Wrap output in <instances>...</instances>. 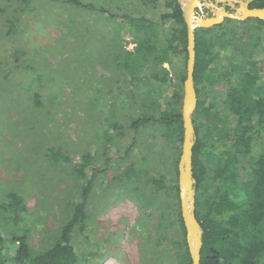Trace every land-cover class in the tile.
Returning a JSON list of instances; mask_svg holds the SVG:
<instances>
[{"label": "rangeland", "instance_id": "rangeland-1", "mask_svg": "<svg viewBox=\"0 0 264 264\" xmlns=\"http://www.w3.org/2000/svg\"><path fill=\"white\" fill-rule=\"evenodd\" d=\"M77 1L82 6L74 0H0V234L6 263L13 264L15 234L28 235L33 255L57 239L81 200L78 169L90 155L99 173L87 226L73 235L81 264H187L179 184L184 137H165L157 114L183 74L187 78L188 61L163 50L173 24L157 30L156 51L148 55L141 47L145 35L122 19L157 22L170 11L168 0L154 9L140 0ZM178 1L187 13L191 0ZM247 1L200 0L203 13L197 10L196 17L220 11L240 16ZM221 26L196 30L216 40L217 69L199 87L203 112L196 113L197 103L192 115L199 137L210 143L221 117L234 124L226 114L227 91L241 71L253 67L259 38L257 56L264 55V26L233 19ZM182 89L185 94V82ZM145 114L157 118L136 131L133 122ZM262 149L257 140L240 157V181L249 178ZM50 150L68 162L52 161ZM161 178L165 188L158 192L153 180ZM212 193L211 183L199 192ZM12 195L25 208L17 222ZM197 195L194 190L189 202L195 216Z\"/></svg>", "mask_w": 264, "mask_h": 264}, {"label": "trees", "instance_id": "trees-1", "mask_svg": "<svg viewBox=\"0 0 264 264\" xmlns=\"http://www.w3.org/2000/svg\"><path fill=\"white\" fill-rule=\"evenodd\" d=\"M29 1V0H28ZM150 9L158 8L160 0H140ZM74 4L82 6L77 0ZM166 7L170 10L161 14L157 22L145 17L123 16L124 23L132 32L143 33L141 47L148 55L156 51L152 44L157 30H163L170 24V34L163 50L176 55H185L188 61V26L185 11L178 0H168ZM250 9H264V0H254ZM104 11V10H102ZM254 20L264 26V21ZM219 27V26H217ZM220 27H222L220 25ZM210 29L200 32L208 33ZM196 31L195 87L198 94V109L203 112L204 102L199 100V87L204 85L207 74L217 69V56L212 52L215 41L207 40ZM253 55V67L245 69L236 77L227 91V113L234 118L229 125L227 119L218 120L219 127L214 140L210 143L199 137L200 128L196 127V138L193 147V178L195 180L196 218L201 228V262L200 264H264V55L260 58L258 39ZM139 54H143L138 50ZM257 58V59H256ZM147 60V59H145ZM186 80L183 74L180 88L173 87L163 109L157 114L164 130V136H176L183 142L184 122L183 104L185 94L182 89ZM200 111V112H199ZM157 117L145 114L137 118L132 126L138 131L154 121ZM195 124V120H194ZM261 140V154L252 162L249 178L240 181L238 164L240 157L251 153L254 143ZM51 160L66 161L54 150H50ZM90 155L78 169L83 180L81 200L74 206L73 214L63 226L57 239L44 252L33 255L28 243V235H14L16 244L13 251V264H81L80 248L74 243V232L84 231L87 226L86 213L88 200L94 181L99 173L92 164ZM164 179H154L158 192L165 188ZM213 185L209 197L199 194L200 190ZM179 193V187L174 188ZM178 195V194H177ZM14 221L21 218L25 211L20 197L12 195L9 203ZM183 226V221L181 220ZM6 241L0 234V264H7L4 258ZM187 254V264L192 261Z\"/></svg>", "mask_w": 264, "mask_h": 264}, {"label": "water", "instance_id": "water-1", "mask_svg": "<svg viewBox=\"0 0 264 264\" xmlns=\"http://www.w3.org/2000/svg\"><path fill=\"white\" fill-rule=\"evenodd\" d=\"M254 0H248L241 8L242 15H234L225 11H220L215 17H196L197 10L202 12L200 0H191L188 3V12L186 22L188 26V64L187 78L185 81V99L183 104V122H184V142L183 153L179 164V180L181 190V209L182 218L187 229V241L192 259V264L201 262V228L194 214V206L190 207V200L193 199L195 190V180L193 178V147L196 138L195 127L192 115L197 107L198 94L195 87L194 73L196 61V42L195 34L199 28L211 29L220 26L226 19L238 20L241 22L250 19H259L264 21V9H250L249 5ZM203 13V12H202ZM192 237L196 239L193 243Z\"/></svg>", "mask_w": 264, "mask_h": 264}, {"label": "bare ground", "instance_id": "bare-ground-1", "mask_svg": "<svg viewBox=\"0 0 264 264\" xmlns=\"http://www.w3.org/2000/svg\"><path fill=\"white\" fill-rule=\"evenodd\" d=\"M192 240H193V243L195 244L196 239H194V238L192 237Z\"/></svg>", "mask_w": 264, "mask_h": 264}]
</instances>
